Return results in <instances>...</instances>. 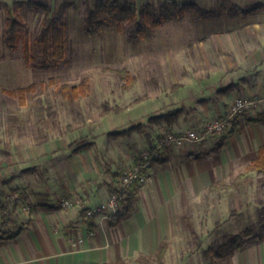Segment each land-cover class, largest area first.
Listing matches in <instances>:
<instances>
[{
	"label": "rangeland",
	"instance_id": "374dc122",
	"mask_svg": "<svg viewBox=\"0 0 264 264\" xmlns=\"http://www.w3.org/2000/svg\"><path fill=\"white\" fill-rule=\"evenodd\" d=\"M67 1L66 4L58 1L52 3L59 20L68 27L66 56L53 64L51 60L45 61L42 45L37 40L41 15L35 10L25 7L20 10L27 24L29 60L25 62L23 56V40L19 41L14 52L3 45L2 28L7 15L4 5H11L12 0H0V160L3 170H0V191L2 187L7 188L2 191L22 188L12 180L15 177L24 181L21 185L44 181L47 164L54 160L50 154L56 151L45 153L46 143H49L47 149L50 150L56 147L65 149L70 145H87L83 160H98L99 169L110 168V162L121 157L124 160L117 172L118 177L134 163L142 150L153 147L163 134L174 132L167 128V125L172 124H167L164 120L154 122L151 117L175 110H180L178 118L188 113L196 115L194 107L200 106L204 101L200 93H196L197 103H194L195 100L189 98V92L199 88L198 82L201 85L208 83V75L214 72L211 69L216 64V57L191 54L190 50L185 49L187 44L183 31L177 41L171 39L169 35L174 33L172 29L175 28L170 27L176 24L163 23L156 39L149 42H127L124 35L116 31L113 23L101 36L90 37L82 31L86 4L83 0ZM153 1L157 3L162 0ZM86 2L90 5L93 0ZM209 9L215 15L218 11L217 4H211ZM188 21L185 24L187 20H183L176 27L183 29L185 26H192L193 22ZM104 67L125 68L135 77L134 84L127 91H122L123 80L113 72L104 71ZM82 77L89 79L90 89L86 96L75 100L62 97L48 83L49 79H53L56 84H77ZM189 78L191 80L188 84L191 81L193 84L179 89ZM39 82L44 83V89L38 88L34 93H27L23 105L19 104L15 95L3 92V89H14L30 83H35L38 87ZM138 97H141V101L134 103V99ZM104 103L111 107H122L123 110L105 113ZM247 111H241L242 121L247 116ZM199 127L198 124L187 123L181 129L199 130ZM127 129H131L128 134L118 137L108 134ZM227 132L228 129L212 133L200 141L186 142L181 146L186 153L202 155L222 136L227 138ZM235 137L237 136L234 135L233 138ZM146 141L148 145H145ZM261 141L264 142V137ZM229 145L230 140L223 150L204 158L210 165L217 160L221 161L224 156H230ZM254 155V150H250L246 157L236 155L234 159H229L231 164L228 167L220 169L214 175L210 174L207 179L193 181L189 192L191 195L187 189L185 204L180 207V216L187 217L200 237L201 244L188 251L192 238L184 222L180 221V230L173 243L175 246L171 250V256L166 258V264H173L170 262L174 259V264L211 263L215 257V247L229 235L248 226L256 229L259 224L258 210L264 205V193L260 190V181L253 173L239 180L232 188L207 191V185L216 180L229 183L241 166ZM53 179L55 182L58 180L57 177Z\"/></svg>",
	"mask_w": 264,
	"mask_h": 264
},
{
	"label": "crops",
	"instance_id": "0c3cea01",
	"mask_svg": "<svg viewBox=\"0 0 264 264\" xmlns=\"http://www.w3.org/2000/svg\"><path fill=\"white\" fill-rule=\"evenodd\" d=\"M47 1L52 5L55 1L64 3L67 0ZM134 1L140 5L147 0ZM176 1H195L208 13L200 20L185 17V24L191 20L193 25L183 29L176 27L183 20L172 23L176 25L170 27L175 28L170 38L177 41L183 31L185 49L194 56H215L216 64L211 69L214 72L208 75V83L201 85L198 82L199 88L189 92V98L195 100L196 93H200L204 100L200 106L194 107L197 114L180 116L167 128L182 132L181 127L185 128L187 123L202 128L209 119L222 114L236 98L256 100L255 108L246 112L248 117L264 111V8L246 17L231 19L219 11L218 0ZM233 1L241 8L253 3L264 5V0ZM213 3L218 7L215 15L209 11ZM162 26L156 30L153 39ZM189 80L191 78L179 89L193 84L192 81L188 84ZM234 135L237 137L233 138ZM262 137L264 124L243 123L238 131L228 134L217 150H223L230 140V156H224L212 165L204 157L217 151L195 155L186 153L181 145H165L161 156H166L167 162L151 166L150 179L136 186V199L130 214L114 227L107 225L110 214L106 209L92 217L86 216L85 212L105 205L124 159L119 157L110 162V168L99 169L98 160H83L85 149L73 152L74 147L70 145L65 149L56 147L50 150L47 149L49 143H46L45 153L56 151L50 154L54 160L47 164L44 181L21 185L24 181L15 177L12 180L22 188L2 191L7 189L2 187L1 192L16 191L26 195L30 209L26 211L21 205L5 203V208L0 211V236L17 232L12 238L0 239V264H145V261L157 264V251L162 244H166L162 257V263L166 264V258L171 256L175 246L180 221L184 222L192 238L189 249L193 247L194 238L189 230L193 227L185 215L180 216V207L185 204L187 189L188 193L191 192L193 181L207 179L210 174L228 167L231 164L229 159L236 155L246 157L250 150L256 154L257 148L264 143ZM145 145H148L147 141ZM218 162L221 163L217 165ZM55 177L57 182L53 179ZM211 184L207 185V191ZM61 198L68 199L72 205L60 206L57 200ZM197 237L201 244L200 237ZM172 262L174 264L175 259ZM213 262L264 264V238L244 243L229 257H214Z\"/></svg>",
	"mask_w": 264,
	"mask_h": 264
},
{
	"label": "trees",
	"instance_id": "16d2710c",
	"mask_svg": "<svg viewBox=\"0 0 264 264\" xmlns=\"http://www.w3.org/2000/svg\"><path fill=\"white\" fill-rule=\"evenodd\" d=\"M85 14L83 16L82 31L86 36L99 37L105 32L111 23L114 24L118 33L124 35L129 43L137 41H151L156 34V30L163 23H178L186 16L194 20L202 19L208 12L200 7L195 1H176L162 0L155 2L147 0L145 3L137 5L134 0H94L88 5L86 0ZM219 11L228 18L246 17L247 15L261 10L264 5L261 3H253L244 8L239 7L233 0H218ZM68 1H64L66 4ZM35 10L41 15V22L37 31V40L42 45L43 56L45 61L51 60L53 64L62 61L66 56L68 27L63 21H60L56 15L51 3L47 0H15L11 5L5 4L4 9L7 13L2 28V43L10 51H16L18 43L23 40L22 52L27 62L30 58L29 43L27 38V24L23 20L20 10L22 8ZM104 71L113 72L122 80L121 90L127 91L135 82V77L131 76L125 68L104 67ZM48 83L53 85L56 92L68 100H75L87 95L90 89V82L87 77H82L77 84H69L61 82L56 84L53 79H49ZM177 85H174V87ZM44 89V83L39 82L38 87L35 83L14 89H3L8 95H15L20 105L25 103L27 93H34L37 89ZM141 101V97L134 99V103ZM105 113L121 112L122 107H111L107 103L103 104ZM180 110H175L162 115L151 117L154 122L164 120L167 124H173L177 121ZM243 123H262L264 124V111L257 113L253 117L245 116L243 121L237 114L231 121L228 134L238 131ZM131 130V129H130ZM129 129L122 131H113L108 133L109 136L118 137L128 134ZM226 136H222L207 152L217 151L225 142ZM87 145L74 147L73 152L85 149ZM137 160V159H136ZM166 156H160L152 160L151 166L159 164L163 165L167 162ZM2 161L0 160V168ZM253 173L258 181H260V190L264 193V143L261 144L256 151L255 156L246 164H244L236 173L234 178L225 183L218 180L208 187L209 192H217L223 189L232 188L239 180L247 178ZM136 186L121 192L118 207L116 211L107 217V225L116 226L123 218L127 217L136 199ZM4 193L0 191V197ZM5 208V202L0 203V211ZM259 224L256 229L252 227H244L240 232L229 235L226 240L218 244L214 249L215 257L221 259L231 256L235 251L241 249L243 244L250 241H260L264 238V205L258 210ZM190 233L194 238L193 250L200 246V240L196 232L190 228ZM17 233V232H16ZM16 233L10 235H1L0 239L12 238ZM166 250V244H162L157 251V264L162 263V257ZM145 264H149L145 261ZM208 264H215L214 262Z\"/></svg>",
	"mask_w": 264,
	"mask_h": 264
},
{
	"label": "built area",
	"instance_id": "2783aa9c",
	"mask_svg": "<svg viewBox=\"0 0 264 264\" xmlns=\"http://www.w3.org/2000/svg\"><path fill=\"white\" fill-rule=\"evenodd\" d=\"M255 99L236 98L233 100L226 110L209 120L204 126L199 129H188L182 132H167L163 134L153 147L142 150L134 163L124 169L117 177L115 186L110 192L109 197L104 206H99L94 209H87L86 216L92 217L95 213H101L104 209L112 214L116 211L120 199L121 192L129 189L131 186L145 184L150 179V168L152 160L162 155V150L165 145H183L186 142L200 141L205 136L212 133H221L230 127V121L243 110H248L255 106ZM13 203L21 205V207L28 211L30 209V201L26 195L15 192H5L0 197V203ZM58 204L62 207H69L72 205L71 201L66 198H61Z\"/></svg>",
	"mask_w": 264,
	"mask_h": 264
}]
</instances>
